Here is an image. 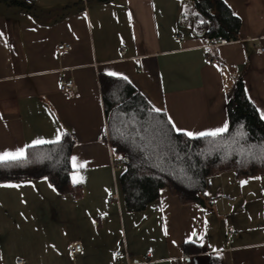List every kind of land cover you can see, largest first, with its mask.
<instances>
[{"label": "crops", "instance_id": "crops-1", "mask_svg": "<svg viewBox=\"0 0 264 264\" xmlns=\"http://www.w3.org/2000/svg\"><path fill=\"white\" fill-rule=\"evenodd\" d=\"M24 1L29 12L0 5V153L71 135L70 184L82 194L60 193L47 177L0 183V264H264V174L210 178L203 206L162 189L129 210L100 82L126 80L197 134L228 127L241 79L264 119V0H223L241 26L214 49L189 0ZM62 79L74 93L61 91ZM73 243L83 248L75 258Z\"/></svg>", "mask_w": 264, "mask_h": 264}, {"label": "trees", "instance_id": "trees-1", "mask_svg": "<svg viewBox=\"0 0 264 264\" xmlns=\"http://www.w3.org/2000/svg\"><path fill=\"white\" fill-rule=\"evenodd\" d=\"M111 0H92L107 3ZM195 24L207 38H237L241 21L223 0H189ZM6 9L30 11L24 0H0ZM108 141L125 166L120 184L130 211H142L169 189L183 204L203 206L208 180L225 172L239 179L264 174V119L238 80L227 102L228 130L217 137L177 132L167 116L152 111L148 100L126 80L102 77ZM75 144L66 134L57 143L28 149L24 159L0 162V183L47 177L60 193L80 198L70 184Z\"/></svg>", "mask_w": 264, "mask_h": 264}, {"label": "snow or ice", "instance_id": "snow-or-ice-1", "mask_svg": "<svg viewBox=\"0 0 264 264\" xmlns=\"http://www.w3.org/2000/svg\"><path fill=\"white\" fill-rule=\"evenodd\" d=\"M109 75H116V73H109ZM124 79H127V77H124ZM152 111H155V112L159 113V112L162 111V109L153 108ZM173 128H175V130L177 132H183L185 135H187L189 137H193L194 135H198L200 137H205V136L217 137V136L221 135L222 133H224V132H226L228 130L227 125H225L222 128H218V129H215V130H212V131H206V132H200V133L194 134L192 132H188L186 130H182V129L176 128L174 123H173ZM59 141H60V136L57 135L56 140L53 141V142H59ZM43 143H46V141L40 140V139L35 140L33 142V144H43ZM32 146L33 145H26L25 148H30ZM25 148L17 149L14 152L5 151L3 153H0V162L17 161V160L24 159L25 158ZM72 159H73V162L76 161L75 157H73ZM83 166H84L83 164L79 165V167H83ZM194 235H195V233H194Z\"/></svg>", "mask_w": 264, "mask_h": 264}, {"label": "built area", "instance_id": "built-area-1", "mask_svg": "<svg viewBox=\"0 0 264 264\" xmlns=\"http://www.w3.org/2000/svg\"><path fill=\"white\" fill-rule=\"evenodd\" d=\"M229 40L228 39H225V38H220V39H208L207 41V47L209 49H214L220 45H225L226 43H228ZM69 49V46L68 45H61L58 47V50L61 52L63 50H68ZM260 52H264V49H259ZM59 87L61 89V91L63 93H66V94H71V93H74L75 92V84H74V81L72 79H69V80H60L59 81ZM114 164L116 165L117 162L115 161ZM113 196H110V199H112ZM228 230H230V227L228 228ZM82 244L81 243H73L71 246H70V257L71 258H75L77 254L81 253L82 252ZM122 255L121 252H118L115 256V258H119L120 256ZM16 264H27L26 260L23 259V258H18L16 260Z\"/></svg>", "mask_w": 264, "mask_h": 264}, {"label": "rangeland", "instance_id": "rangeland-1", "mask_svg": "<svg viewBox=\"0 0 264 264\" xmlns=\"http://www.w3.org/2000/svg\"><path fill=\"white\" fill-rule=\"evenodd\" d=\"M195 12V10H194V8L192 9V11H189V13H188V15H189V17H190V19L192 20V14ZM192 22H194L193 20H192ZM188 24H191V21L189 20L188 21Z\"/></svg>", "mask_w": 264, "mask_h": 264}]
</instances>
